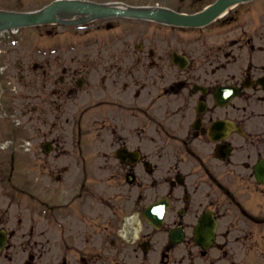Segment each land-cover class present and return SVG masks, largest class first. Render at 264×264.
Here are the masks:
<instances>
[{"label":"flooded vegetation","instance_id":"1","mask_svg":"<svg viewBox=\"0 0 264 264\" xmlns=\"http://www.w3.org/2000/svg\"><path fill=\"white\" fill-rule=\"evenodd\" d=\"M262 4L244 15L229 16L230 22L222 23V43L215 49H206L204 55L199 56H193V49L187 46L179 50L182 55H191L189 60L195 69L180 72L179 80L174 70L170 73L168 88L163 89L162 106L160 95L155 97L150 91L145 98L141 92L144 88H138L132 90V99H127L126 103H105L108 109L94 114L95 124L113 120L122 145L135 154L133 157L137 156L138 162L128 163L124 168L130 185L139 179V186L144 188V183L148 182L151 197H157L159 178L165 174L167 190L163 197L169 199L173 209L175 202L180 205L172 225L181 226L190 241L185 250L187 264L199 261L222 264V259L234 257L243 249L264 256V169L261 167L264 164V2ZM168 47L149 48L131 58L141 64L168 63L171 53ZM0 67L9 70L5 76L11 79L10 64L5 60ZM156 79L164 77L157 73ZM31 80L32 74L28 72L25 89L18 93L8 86L10 82L2 83L0 77V112H11L13 105L15 109L32 110L37 102L46 101L42 92L34 93ZM219 86L235 90L236 96L227 100L222 95V104H218L214 90ZM119 107L121 109L117 110ZM216 122L222 125L211 133V126ZM0 123L1 143L11 139L12 130L7 121ZM168 142L171 146L166 145ZM0 158L6 160L7 156ZM164 159L171 162L166 169L161 167ZM240 192H250L254 199V217L245 216L252 222L250 225L232 215L233 207L239 206L243 211L240 198H248ZM145 198L142 189L139 199ZM227 201L233 206L228 211L225 207L222 209V202ZM206 210L212 211L216 221L214 244L207 250L195 243L193 235ZM55 222L60 227V216H53L51 224L41 231L48 235L47 244L54 233L59 239ZM61 228L71 230L72 226L66 223L61 224ZM29 233L33 235L34 226H30ZM94 251L92 255L97 249Z\"/></svg>","mask_w":264,"mask_h":264},{"label":"rangeland","instance_id":"2","mask_svg":"<svg viewBox=\"0 0 264 264\" xmlns=\"http://www.w3.org/2000/svg\"><path fill=\"white\" fill-rule=\"evenodd\" d=\"M52 0H0V9L4 10H22V11H29L41 8L48 2ZM128 2H139L141 0H125ZM143 1V0H142ZM153 1V0H147ZM209 0H204L207 2ZM177 9L181 11H189L188 5H184L181 3H175L174 5ZM191 11V10H190ZM222 21L218 20L217 22L213 23L210 27L206 28L208 30H215L216 26L221 25ZM53 32H57V36H44L45 32L41 28H24L16 32L15 35H12L11 38L17 40V56L18 60L34 62L35 60L40 61L41 55L40 48L37 46L38 43H45L50 50V53L57 49V46L60 45L59 51L60 56L58 55H51L49 53V62L50 67L49 71L50 74L48 77V91L50 90V105L47 108V111H36L31 114V121H29V115L25 116V113L21 115V124H27L29 121V125L22 129L21 136L26 137L31 141V155L33 158V174L34 177L40 178V182L44 184H50L51 179L49 176H43V173H47L46 169H55L58 170L60 173V167L67 166L69 168H76L83 167L82 160L76 161L74 156L77 152L83 150L84 154L87 157V168L90 170L92 169L97 174L95 176L87 175L86 179L83 176H76V175H69L72 174L71 172L67 175H64V181L67 178L68 183H90L89 180L91 178L94 179L93 184L96 187V198L94 201H86V205H88L87 210H91V206L94 207L95 210L102 211L101 217L109 222V228L115 230L121 225V219L127 212H132L135 209H139L142 205H137L133 207V210L130 205V197L131 193L126 192L124 189L123 183V168L120 167L117 161L113 159H105V158H95V153L92 151V144L85 143L82 141L77 144V134L76 129L73 130L72 127H63L60 126V115L62 114L60 111V101H57L54 96L51 97V92L53 87L60 88V83L53 84L55 80L60 79V77H67L69 75V79L66 78V82L63 86L64 89L73 88L75 87V80L78 77L85 73L87 77L91 79L94 78L98 73H105V72H115V71H122L128 66L129 64H118L113 63L111 65L99 63H75L72 60H77L75 58L77 55H82L80 47L84 44L83 38L76 34L75 31L69 32L63 36H60L61 30H64V27H60L59 25L56 26H49ZM151 31H144L149 32L152 38L155 37L156 42L159 39H162L165 35H167L168 29L161 28L159 31H155V28L150 29ZM155 31V32H154ZM31 37H33V42H31ZM113 41H116L112 38ZM136 41V40H135ZM207 45H213L211 41L207 42ZM72 47L74 49H72ZM37 48V49H35ZM76 50V54L74 53ZM113 50L110 49L109 53H112ZM64 59H62V55ZM57 59L63 63H59ZM65 60V61H64ZM136 69V65H129ZM65 68L67 75L64 76L61 72L62 68ZM169 65H161L160 71L167 72ZM80 70V72H78ZM33 74H36L35 80L38 84V87L42 80L45 78L43 75L42 70L33 71ZM71 79V80H70ZM134 81V80H133ZM91 87L90 84L83 85V92H86ZM76 89V88H73ZM52 99V100H51ZM59 105V107H58ZM65 111L64 118L72 119V113L76 111L77 106L75 102H68ZM89 124L85 125V132L89 131ZM88 137V136H87ZM87 137L85 139H87ZM90 141V138L88 137ZM45 143H50L52 145L50 153H44L43 145ZM74 154V155H73ZM36 169V170H35ZM41 171H38L40 170ZM44 171V172H43ZM76 172V171H74ZM57 173V172H56ZM55 173V174H56ZM56 176H53L55 178ZM42 179V181H41ZM63 181V182H64ZM92 183V182H91ZM135 202V201H133ZM128 207V208H126ZM16 218H24L25 217V201H22L21 206L14 209ZM13 213L5 215L6 218H13ZM99 233V230H97ZM111 236H115V231L110 233ZM153 240L158 248L163 246L164 240L160 237V235H156L153 237ZM71 245L70 247H63L62 251L60 252V261L63 256L66 257L68 264H77L78 259V252L74 247L75 243H67ZM97 247L106 249L104 253H101L99 256L100 262L98 264H117L116 261L121 262H131L132 264H139L142 260L137 257L139 253L131 248H127L126 250L121 252V249L118 248L117 251H113L111 246L105 242L101 241L97 244ZM184 248L181 247L171 254L169 261L159 262L158 261V252L150 253L145 261L154 263V264H185L184 259L182 262L178 261L181 255L184 254ZM64 252V253H63ZM123 253V254H122ZM124 257V258H122ZM24 258V253L22 249H19L18 254L16 256L17 263L22 264L20 261ZM26 258V257H25Z\"/></svg>","mask_w":264,"mask_h":264},{"label":"water","instance_id":"3","mask_svg":"<svg viewBox=\"0 0 264 264\" xmlns=\"http://www.w3.org/2000/svg\"><path fill=\"white\" fill-rule=\"evenodd\" d=\"M60 2L52 5L49 10L47 11V17L44 18L43 15L41 16H34L30 14H16V13H5L0 12V29L4 28H11V27H18L23 25H29L34 23H39L42 21L53 20L52 14L55 12L56 9L60 8ZM222 0L217 4L215 7L207 11L202 15H198L196 17H182V16H175L170 15L168 17L169 21L174 24L179 25H199L206 23L209 19L213 16L218 14L222 10Z\"/></svg>","mask_w":264,"mask_h":264},{"label":"bare ground","instance_id":"4","mask_svg":"<svg viewBox=\"0 0 264 264\" xmlns=\"http://www.w3.org/2000/svg\"><path fill=\"white\" fill-rule=\"evenodd\" d=\"M59 18H60V16H59ZM133 222L136 224V220H134V217H133ZM135 232H136V233L138 232V228L136 229Z\"/></svg>","mask_w":264,"mask_h":264}]
</instances>
